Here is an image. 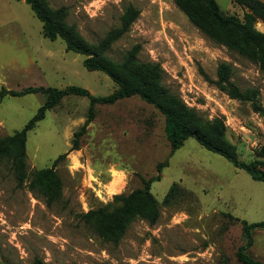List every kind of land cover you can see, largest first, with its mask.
I'll list each match as a JSON object with an SVG mask.
<instances>
[{
  "label": "rangeland",
  "instance_id": "obj_1",
  "mask_svg": "<svg viewBox=\"0 0 264 264\" xmlns=\"http://www.w3.org/2000/svg\"><path fill=\"white\" fill-rule=\"evenodd\" d=\"M48 2L64 8L68 24L92 44L121 26L129 6L136 8L138 19L107 56L122 62L140 46V61L160 64L166 85L203 120H223L241 162L263 160L264 113L252 102L231 99L215 82L219 65L230 64L232 81L242 91L255 90L264 110V72L207 38L174 0ZM217 2L226 15L243 20L246 10L234 0ZM256 28L264 30L260 23ZM85 59L68 52L61 39L45 38L43 24L24 1L0 0V90L77 86L97 97L115 93L118 86L106 74L87 70ZM46 99L40 93L0 98V139L21 131ZM89 108L88 98L67 96L28 133L24 184L10 162H0V264H33L36 258L46 264H238L242 222L264 221V185L192 138L171 155L164 115L138 96L96 105L80 150L70 152ZM63 154L67 158L54 167ZM167 161L151 188L161 204L157 224L137 218L115 246L82 222V214L111 204L116 195L143 188V180L156 177ZM44 169H53L62 182L51 204L30 189L33 173ZM174 184L187 195L164 205ZM253 235L248 255L264 263V229Z\"/></svg>",
  "mask_w": 264,
  "mask_h": 264
},
{
  "label": "trees",
  "instance_id": "obj_2",
  "mask_svg": "<svg viewBox=\"0 0 264 264\" xmlns=\"http://www.w3.org/2000/svg\"><path fill=\"white\" fill-rule=\"evenodd\" d=\"M29 5L43 24L44 37L56 41L61 39L68 52H74L86 57L83 64L89 71L106 74L118 89L112 95L97 97L89 90L70 86L66 89L29 87L22 91L0 90V98L23 97L29 94H44L46 102L37 114L21 130L13 136L0 139V162L7 160L17 176L20 185L28 179L26 164V144L28 133L34 130L38 123L46 118V113L67 96L74 95L90 100L88 117L82 128L75 133L70 152L80 150V140L87 133L89 125L96 116V105H114L119 101L140 97L146 103L154 106L165 117V131L171 146V155L180 150L189 139H195L207 151L219 155L235 168L245 171L251 178L264 185V148L261 153L263 160L244 163L239 159L237 147L226 138V126L222 119L203 120L194 108H190L181 97L168 87L164 80V70L160 64L142 62L139 59L140 46L127 53L122 62H116L107 56L110 48L126 35L140 12L129 6L121 18V26L107 33L97 44L87 42L75 25L66 21L65 9H52L48 0H17ZM190 22L202 34L217 44L227 47L230 51L257 64L264 72V33L256 28L258 23L264 24V1L234 0L246 12L243 20L226 15L217 0H174ZM233 68L228 63L218 67L216 86L231 99L241 102H252L256 111L264 113L257 106L258 93L255 90L242 91L233 81ZM68 154L59 156L54 167L67 158ZM168 167V161L158 166V175L143 180V188L131 194H121L114 201L97 210H91L81 215L82 222L91 227L106 243L119 245L125 237L130 225L143 218L151 225L157 224L161 216V204L151 193L152 185L161 178L162 171ZM30 189L45 196L51 204L59 195L62 182L53 169L39 170L33 173ZM187 195L177 184L172 185L163 204L171 205L178 198ZM245 244L239 249L238 264H264L248 255V250L254 246V231L264 229V221L249 224L243 221ZM33 264H46L36 258Z\"/></svg>",
  "mask_w": 264,
  "mask_h": 264
},
{
  "label": "bare ground",
  "instance_id": "obj_3",
  "mask_svg": "<svg viewBox=\"0 0 264 264\" xmlns=\"http://www.w3.org/2000/svg\"><path fill=\"white\" fill-rule=\"evenodd\" d=\"M118 186H119V182H117L113 188H117ZM118 188H119V187H118ZM110 190H111V189H110ZM115 192H116V191H115ZM112 195H113V192H112Z\"/></svg>",
  "mask_w": 264,
  "mask_h": 264
},
{
  "label": "crops",
  "instance_id": "obj_4",
  "mask_svg": "<svg viewBox=\"0 0 264 264\" xmlns=\"http://www.w3.org/2000/svg\"><path fill=\"white\" fill-rule=\"evenodd\" d=\"M262 1H264V0H262ZM260 24H262V25H263V27H264V24H263V23H260ZM262 32L264 33V30H262Z\"/></svg>",
  "mask_w": 264,
  "mask_h": 264
}]
</instances>
